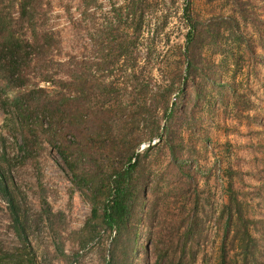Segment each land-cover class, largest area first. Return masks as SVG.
Segmentation results:
<instances>
[{
	"label": "rangeland",
	"instance_id": "obj_1",
	"mask_svg": "<svg viewBox=\"0 0 264 264\" xmlns=\"http://www.w3.org/2000/svg\"><path fill=\"white\" fill-rule=\"evenodd\" d=\"M136 1L139 7L127 15L129 0H90L87 6L81 0H52L45 27L59 47L30 68L29 78L45 89L36 102L63 93L57 79L80 64L97 85L84 102L95 116L105 112L111 135L131 131L137 148L162 136L142 157L150 187L157 183L144 216L153 238L177 239L190 214L203 239L196 264H222V255L223 264H264V0ZM186 1L195 28L185 55ZM114 7H123L120 18ZM109 22L113 29L107 32ZM44 75L49 82L41 80ZM166 106L174 107L170 125ZM39 111L32 115L37 123ZM7 113L0 104V164L27 239L13 229L0 191V254L24 248L21 264H105L113 236L101 227L84 228L90 205L58 144L44 135L48 120L25 145L21 121L9 126ZM67 139L77 143L73 136ZM100 150L115 164L126 159L115 147ZM218 163L221 181L213 172ZM226 205L233 211L239 206L248 220L255 240L248 249L254 253L245 251L246 240L235 233L233 220L226 231ZM96 236L94 247L80 252Z\"/></svg>",
	"mask_w": 264,
	"mask_h": 264
},
{
	"label": "trees",
	"instance_id": "obj_2",
	"mask_svg": "<svg viewBox=\"0 0 264 264\" xmlns=\"http://www.w3.org/2000/svg\"><path fill=\"white\" fill-rule=\"evenodd\" d=\"M81 1L84 6L90 3V0ZM51 2L52 0H0V104L8 112L5 115L9 121L7 124L10 126L13 120L21 121L19 130L23 144L26 145L30 133L37 134V130L44 126L43 120H48L47 129L43 130L44 135L58 144V152L65 161L74 184L90 205V215L84 228L115 230L109 247L104 251L105 264H196L202 259L199 253L203 244L201 232L196 229V216L188 214L183 220V224L186 223L184 232L177 239L164 242L153 238L150 226L148 229L145 224L147 198L156 189L157 183L153 184V188L150 187L142 157L147 156L155 144L149 145L142 152L137 151L138 143L128 137L131 131L111 135L110 127L104 119L105 112L98 117L88 111L85 96L97 85L85 75L80 64L73 65L67 71V78L57 79L63 93L53 100L36 102L39 99L38 93H44L45 89L29 78L30 68L45 60L47 50L59 47V40L54 32L45 27ZM127 7L128 15L139 7V1L129 0ZM122 8H113L116 17H121ZM117 11L119 12L116 13ZM183 14L189 24L186 55L189 52L188 44L194 39L195 28L188 1L183 7ZM112 29L113 24L109 22L106 30L108 32ZM103 62H106V58ZM190 66L191 62H187V67ZM49 79V75H44L41 80L49 82ZM9 93L12 94L11 97L8 96ZM37 109L40 110L38 123L32 116ZM164 115L170 125L174 107L166 106ZM165 130L170 137V127L167 126ZM80 131L82 132L79 133ZM68 136H73L74 141H77H73L74 146L67 143ZM161 138L162 136L159 137ZM3 140L4 137L0 135V144ZM79 141H84L81 147L77 146ZM108 146L125 151V161L121 160L117 164L108 161V155L100 150ZM172 154L177 160L173 148ZM84 159L86 163L83 162ZM0 191L6 196L13 229L19 236L27 239V236H23L26 230L19 218V205L8 189L7 176L1 164ZM224 209L222 216L226 215V231L233 220L236 225L235 233H241L244 241L246 240L245 251L249 253L251 249L248 248L255 240L247 229L248 220L239 206L235 211L231 205H226ZM21 250L24 248L13 249L11 255L1 252L0 264H19L22 262V258L18 257ZM250 252L254 253L253 250ZM8 259L16 261L9 262ZM224 260L225 256L222 255V264ZM246 260L247 256L244 257L245 263ZM29 263L32 264L31 261Z\"/></svg>",
	"mask_w": 264,
	"mask_h": 264
},
{
	"label": "built area",
	"instance_id": "obj_3",
	"mask_svg": "<svg viewBox=\"0 0 264 264\" xmlns=\"http://www.w3.org/2000/svg\"><path fill=\"white\" fill-rule=\"evenodd\" d=\"M158 141H159V139H158V138H155V139H153V140H151V141H148V142L142 143V144L140 145V147L137 149V151H142V150H144L145 148H147L149 145H151V144H152V145L156 144ZM213 172L215 173V175H216V176L219 178V180L221 181L222 178H223V175H222V172H221V169H220L219 163L215 166ZM110 234H111V236H114V235H115V230L110 231ZM98 239H99V236H96V237H95L91 242H89V243L84 247V249H82L80 252H84V251L87 250V249L93 248L94 245L97 243Z\"/></svg>",
	"mask_w": 264,
	"mask_h": 264
}]
</instances>
